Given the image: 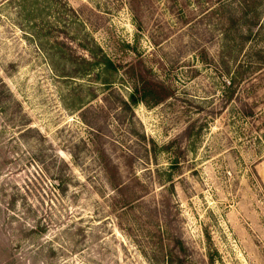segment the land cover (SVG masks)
<instances>
[{
	"label": "rangeland",
	"instance_id": "obj_1",
	"mask_svg": "<svg viewBox=\"0 0 264 264\" xmlns=\"http://www.w3.org/2000/svg\"><path fill=\"white\" fill-rule=\"evenodd\" d=\"M0 264H264V0H0Z\"/></svg>",
	"mask_w": 264,
	"mask_h": 264
},
{
	"label": "trees",
	"instance_id": "obj_2",
	"mask_svg": "<svg viewBox=\"0 0 264 264\" xmlns=\"http://www.w3.org/2000/svg\"><path fill=\"white\" fill-rule=\"evenodd\" d=\"M257 6L261 7L262 4H261V6H260V3H259ZM255 8H256V5H255ZM254 12H255V13H254L255 23H254V24H251V26H253V25H254V26L258 25L259 22H261V18H262V10H260L259 13H257V12H258L257 10L254 11ZM247 14H248V12L246 11V12H245V16L242 17V18H246V17H247ZM131 105H132V106H133V105H137V101L135 100V98H132Z\"/></svg>",
	"mask_w": 264,
	"mask_h": 264
}]
</instances>
